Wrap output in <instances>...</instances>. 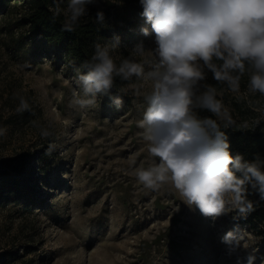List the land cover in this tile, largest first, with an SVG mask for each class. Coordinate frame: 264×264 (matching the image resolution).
<instances>
[{"label": "rangeland", "instance_id": "rangeland-1", "mask_svg": "<svg viewBox=\"0 0 264 264\" xmlns=\"http://www.w3.org/2000/svg\"><path fill=\"white\" fill-rule=\"evenodd\" d=\"M19 10L0 15V129H6L0 173L23 182L31 163L38 171L30 194L10 193L0 204V259L11 255L0 264H249L250 255L252 264H264L261 238L241 223L238 210L206 217L171 185L152 191L139 184L135 169L159 162L137 126L151 82L138 78L120 93L98 95L90 109L71 106L73 90L81 91L77 73L84 70L30 36ZM144 27L151 29L143 16L119 27L123 37H113L119 47L112 54L132 53L142 43L147 73L156 44ZM19 96L35 110L33 120L8 125ZM223 104L239 126L264 123L259 93L231 91ZM49 126L52 136L42 138L40 127ZM230 231L243 236L235 249L223 242Z\"/></svg>", "mask_w": 264, "mask_h": 264}, {"label": "clouds", "instance_id": "clouds-1", "mask_svg": "<svg viewBox=\"0 0 264 264\" xmlns=\"http://www.w3.org/2000/svg\"><path fill=\"white\" fill-rule=\"evenodd\" d=\"M92 0H69L66 8L58 4L54 17L63 14V30L75 31L80 18L87 15ZM141 15L151 29H141L144 36L155 34L153 50L156 61L145 72L143 63L132 58L116 64L114 42L94 45L91 59L84 65L86 74L77 73L71 106L84 110L97 106L98 95L107 94L115 77H132L151 82V92L144 96L146 108L137 126L143 129L147 151L158 163L136 168L135 176L145 189L156 191L171 185L182 201L195 206L206 217H219L230 210L245 216L253 210L247 199L248 185L264 199V161H245L229 151L224 131L235 126L216 89L202 85L206 71L224 82L233 92L240 90L247 75L250 93L264 96V0H140ZM103 21V13H97ZM143 44L132 53L143 56ZM203 87V91L201 88ZM139 89H136L139 94ZM18 112L29 110L28 101L19 96ZM117 108L122 100L114 99ZM196 109H205L215 117L199 118ZM257 121L256 123H258ZM6 129H0L4 135ZM49 127H40L42 138L52 136ZM54 149L52 144L49 150ZM134 163V162H133ZM243 236L228 232L223 242L237 248ZM254 256H249L252 264Z\"/></svg>", "mask_w": 264, "mask_h": 264}, {"label": "trees", "instance_id": "trees-1", "mask_svg": "<svg viewBox=\"0 0 264 264\" xmlns=\"http://www.w3.org/2000/svg\"><path fill=\"white\" fill-rule=\"evenodd\" d=\"M68 2L69 0H0V15L5 16L15 9H21L19 10L22 13L21 21L27 26L29 35L49 43L57 59L76 62L86 74L88 69L84 65L94 54V45L114 42L113 37L116 35L122 38V32L118 31V28H129L135 24L136 18L142 16L143 12L140 0H92V3L87 5V15L80 18L75 31L69 32L63 30V14L54 17L53 13L57 4L63 8L68 5ZM98 12L103 13V21L97 19ZM129 30L126 32L129 33ZM113 58L117 65L125 58H132L142 63L139 56L130 52H125L118 57L113 56ZM205 71L206 80L201 84L213 86L216 89L217 99L223 103L228 102V96L231 93L228 85L214 80L212 73L206 69ZM137 79L132 77L131 80L124 81L120 77H115L114 85L109 92L120 93L124 86ZM247 85L248 76L245 75L241 79L240 89L245 90ZM29 105V110L23 112H18L17 107H14L15 111H12L6 119L7 124L30 123L35 110L32 109L31 104ZM195 112L199 118L215 119L212 113L205 109H196ZM221 130L225 132L230 145L229 151L234 156L240 154L245 161L249 162L257 158L264 161L263 122L255 126H239L235 121V126ZM42 158L41 154L37 160ZM29 169V176L23 182L17 181L9 173H0V204L5 203V198L10 193L18 194L20 198L30 194V189L37 184V179L34 180V174L38 171L37 163H31ZM247 187V199L253 203V210L241 216L240 221L261 238V248L264 251V199L251 185ZM10 256L1 257L0 263L7 261Z\"/></svg>", "mask_w": 264, "mask_h": 264}]
</instances>
